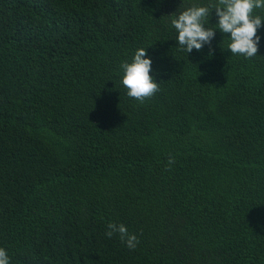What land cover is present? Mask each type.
I'll return each mask as SVG.
<instances>
[{"label": "trees", "instance_id": "trees-1", "mask_svg": "<svg viewBox=\"0 0 264 264\" xmlns=\"http://www.w3.org/2000/svg\"><path fill=\"white\" fill-rule=\"evenodd\" d=\"M209 2L0 0L11 264H264V27L251 59L219 29L188 54L172 16ZM141 47L160 83L143 104L120 83Z\"/></svg>", "mask_w": 264, "mask_h": 264}, {"label": "clouds", "instance_id": "clouds-1", "mask_svg": "<svg viewBox=\"0 0 264 264\" xmlns=\"http://www.w3.org/2000/svg\"><path fill=\"white\" fill-rule=\"evenodd\" d=\"M218 17L215 27H209L212 10ZM257 9L264 11V0H210L207 5L192 4L185 10L174 13L171 25L178 36L176 40L180 48L190 54L193 49L200 51L204 45L211 46L216 30L228 38L227 49L233 56H243L251 59L257 55L261 37L258 29L264 27V16L257 14ZM230 34V35H227ZM214 50L210 49L209 55ZM120 83L127 90L126 95L143 104L160 91V83L150 75L152 58L147 48H138L131 57L120 64ZM175 163L174 157H169V167ZM105 235L112 238L118 235L127 248L134 250L139 239L130 233L123 223L109 221ZM0 264H11V259L5 248L0 247Z\"/></svg>", "mask_w": 264, "mask_h": 264}]
</instances>
